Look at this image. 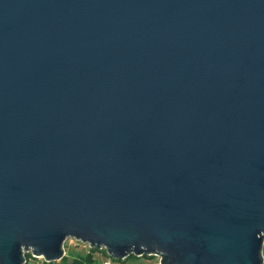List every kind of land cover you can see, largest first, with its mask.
Returning <instances> with one entry per match:
<instances>
[{
    "label": "water",
    "instance_id": "obj_1",
    "mask_svg": "<svg viewBox=\"0 0 264 264\" xmlns=\"http://www.w3.org/2000/svg\"><path fill=\"white\" fill-rule=\"evenodd\" d=\"M263 264L264 0H0V264Z\"/></svg>",
    "mask_w": 264,
    "mask_h": 264
},
{
    "label": "rangeland",
    "instance_id": "obj_2",
    "mask_svg": "<svg viewBox=\"0 0 264 264\" xmlns=\"http://www.w3.org/2000/svg\"><path fill=\"white\" fill-rule=\"evenodd\" d=\"M89 251L90 248L88 244H83L71 238L66 239L64 242V257L68 255H71V258L79 255L85 256ZM101 252H103L102 249H98L96 252H93V259L98 264H103L106 259V256H104V254ZM27 254H29L30 257L25 260V264H49L41 258H34L30 253ZM70 261L71 260H68V263H70ZM54 264H60V262H54ZM113 264L117 263L113 262ZM124 264H159V258L155 255H152L148 256V258L140 257L138 259H126Z\"/></svg>",
    "mask_w": 264,
    "mask_h": 264
},
{
    "label": "trees",
    "instance_id": "obj_3",
    "mask_svg": "<svg viewBox=\"0 0 264 264\" xmlns=\"http://www.w3.org/2000/svg\"><path fill=\"white\" fill-rule=\"evenodd\" d=\"M96 251H97L96 249H90V251L85 256L79 255V256H76L74 258H71V255H68V256L62 258V260L60 261V264H98L93 259V252H96ZM101 253H103L104 256H107L105 250H103V252H101ZM29 257H30L29 254H25V260ZM143 257L148 258V256H143ZM127 259L130 260V259H138V258L131 255ZM68 260H71L70 263H68ZM112 261L114 263H117V264H124L125 263V260H123V261L112 260ZM49 264H54V262L49 263Z\"/></svg>",
    "mask_w": 264,
    "mask_h": 264
},
{
    "label": "built area",
    "instance_id": "obj_4",
    "mask_svg": "<svg viewBox=\"0 0 264 264\" xmlns=\"http://www.w3.org/2000/svg\"><path fill=\"white\" fill-rule=\"evenodd\" d=\"M102 250H104V249H102ZM106 255H107V253H106ZM261 256H262V260H263V264H264V241H263ZM103 264H113V261L107 255L106 256V259H105V262H103Z\"/></svg>",
    "mask_w": 264,
    "mask_h": 264
}]
</instances>
